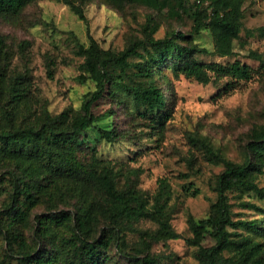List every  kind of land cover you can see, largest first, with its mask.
Instances as JSON below:
<instances>
[{"label": "trees", "instance_id": "1", "mask_svg": "<svg viewBox=\"0 0 264 264\" xmlns=\"http://www.w3.org/2000/svg\"><path fill=\"white\" fill-rule=\"evenodd\" d=\"M34 1L0 0V15L16 16ZM57 1L86 21L82 6L88 0ZM105 1L118 10L132 4L156 8L142 0ZM172 1L176 7L166 12L175 15L187 12V0ZM241 3L242 0H193L188 9L191 30L173 29L161 38L150 36L142 51L138 50L139 42L129 43L119 52L104 50L89 36V44L78 47L77 52L83 58L78 80L89 79L94 88L85 93L76 111L66 108L51 114L42 110L29 118L30 86L25 75L16 74L6 82L0 73V186L2 183L8 186L0 192L6 195L0 207V264H116L107 253L109 248L124 244L123 224L141 218L158 224L153 240L178 237L170 224L171 189L167 179L157 180L152 195L144 193L131 184L130 172L125 174L112 159L81 160V134L103 118L95 115L92 107L106 94L112 105L121 107V112L126 110L129 99L140 119L158 133L171 118L165 88L158 83L159 79L169 82L164 69L175 77L183 76L202 84L226 78L229 82L222 89L224 92L230 88V82L250 79L253 69L239 59L225 63L201 59L208 50L195 40L202 29H207L215 42L213 54L233 56L234 40L240 38L243 27ZM149 21L152 23L149 30L154 33L158 23L152 17ZM251 54L255 56L254 52ZM6 55L0 35V60ZM132 57L138 61L131 62ZM132 66L136 69L133 74L141 78L134 84L124 79ZM48 74L51 76V69ZM114 112L115 108L111 109L110 116ZM95 130L99 141L113 142L125 134L113 124L97 125ZM14 135L27 137L25 149L16 151L7 147L6 142ZM200 141L210 158L222 163L223 169L216 177V199L210 204L208 215L199 220L188 219L192 232L188 243L197 247L200 264H264V220H233L228 196L230 192L249 193L264 201V186L256 182L258 175L264 173V127L253 129L242 163L223 157L205 138ZM121 176L127 180L124 186L119 184ZM69 183L81 186L73 215L63 210L35 213L32 239H26L20 226L31 216L45 189L64 190ZM239 206L264 215V208L254 202L241 201ZM99 218L108 225L99 229L100 235H94ZM126 257L137 264H158L148 253L142 256L129 253Z\"/></svg>", "mask_w": 264, "mask_h": 264}, {"label": "rangeland", "instance_id": "2", "mask_svg": "<svg viewBox=\"0 0 264 264\" xmlns=\"http://www.w3.org/2000/svg\"><path fill=\"white\" fill-rule=\"evenodd\" d=\"M142 1L156 8L132 4L118 10L105 0H88L82 6L84 21L57 0H35L16 16L0 15V35L7 53L0 60V73L6 82L16 74L25 75L30 86L29 118L42 110L57 114L66 108L80 109L85 93L94 88L91 80H78L83 58L77 51L80 44H89V36L104 50L119 52L129 43L139 42L138 50L142 51L150 36L161 38L173 29L191 30L188 9L193 0H187V12L180 11L178 15L166 12L176 7L175 1ZM241 7L243 27L240 38L234 40L233 56L213 54L215 42L207 29H202L195 40L208 50L201 59L222 63L239 59L253 69L250 79L230 82V88L224 92L222 89L229 82L226 78L202 84L183 76L175 77L169 69H164L169 82L159 79L158 83L165 88L171 118L160 134L147 127L123 93L120 95L128 101L123 112L121 107L112 105L107 94L92 107V112L103 118L82 132L79 158L83 161L94 157L112 159L125 174L130 172L131 184L148 195L154 193L161 177L167 179L171 189L170 224L178 237L153 240L158 224L147 218L125 223L122 225L124 244L119 247L113 244L107 252L116 264H137L126 257L129 253L139 256L148 253L158 264H200L197 247L188 243L192 236L188 219L199 220L208 215L210 204L216 199V177L223 169L222 163L210 158L200 140L205 138L226 159L242 163L253 129L264 127V0H242ZM149 17L158 23L154 33L149 30L152 24ZM130 61L134 63L138 59L132 57ZM135 71L133 66L127 69L126 82L134 84L141 79L133 74ZM113 107L115 112L110 116ZM108 124L121 128L125 134L113 142L99 141L95 127ZM26 144L24 135H14L6 142L8 148L16 151L25 149ZM126 181L121 176L120 186ZM256 182L264 186V173L258 175ZM3 187L8 186L2 183L0 192ZM67 187L45 189L31 216L20 226L26 239H32L35 213L63 210L73 215L79 204L81 186L69 183ZM193 190L198 192L195 194ZM5 196L0 194V207ZM228 196L233 220H264L263 213L239 206L241 201H251L264 208L263 200L249 193L230 192ZM107 225L99 218L94 235H100L99 229Z\"/></svg>", "mask_w": 264, "mask_h": 264}]
</instances>
